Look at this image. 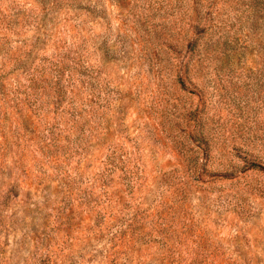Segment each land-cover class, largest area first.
Here are the masks:
<instances>
[{
  "label": "rangeland",
  "instance_id": "1",
  "mask_svg": "<svg viewBox=\"0 0 264 264\" xmlns=\"http://www.w3.org/2000/svg\"><path fill=\"white\" fill-rule=\"evenodd\" d=\"M0 264H264V0H0Z\"/></svg>",
  "mask_w": 264,
  "mask_h": 264
}]
</instances>
